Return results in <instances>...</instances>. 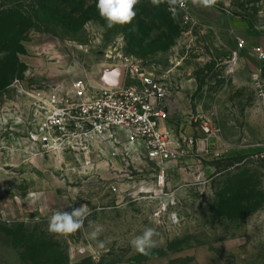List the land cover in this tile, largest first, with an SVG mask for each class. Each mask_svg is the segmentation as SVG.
Instances as JSON below:
<instances>
[{
  "label": "rangeland",
  "instance_id": "1",
  "mask_svg": "<svg viewBox=\"0 0 264 264\" xmlns=\"http://www.w3.org/2000/svg\"><path fill=\"white\" fill-rule=\"evenodd\" d=\"M188 1L202 25L192 31L163 3L159 20L140 0L131 24L108 28L97 0H0V264H264V115L253 82L264 0ZM125 60L163 79L169 126L194 141L163 175L145 160L34 157L21 126L15 141L2 126L14 83L99 88ZM199 117L216 118L219 134H205ZM25 161L36 166L23 170ZM70 202L87 204L82 228L49 232L53 207ZM146 228L156 246L142 255L130 241Z\"/></svg>",
  "mask_w": 264,
  "mask_h": 264
},
{
  "label": "built area",
  "instance_id": "2",
  "mask_svg": "<svg viewBox=\"0 0 264 264\" xmlns=\"http://www.w3.org/2000/svg\"><path fill=\"white\" fill-rule=\"evenodd\" d=\"M170 19L192 31L202 25L193 15L188 0L177 8L176 19L163 3ZM238 47L243 49V43ZM260 67L253 75L254 102L264 115V51L253 50ZM124 77L119 87L95 88L82 81L68 87L62 83L25 88L14 83V106L2 126L12 136L13 126L22 127L24 152L44 159L82 156L86 165L94 155L113 165L128 166L131 159L153 164L163 175L169 165L187 155L194 141L178 137L168 127L169 93L163 79L144 71L130 60L122 64ZM205 134L213 120L199 117ZM213 121V122H212ZM62 163V162H59Z\"/></svg>",
  "mask_w": 264,
  "mask_h": 264
},
{
  "label": "clouds",
  "instance_id": "3",
  "mask_svg": "<svg viewBox=\"0 0 264 264\" xmlns=\"http://www.w3.org/2000/svg\"><path fill=\"white\" fill-rule=\"evenodd\" d=\"M140 0H97L96 8L99 16L107 23L108 28L115 25L131 24L136 16L135 6L139 4ZM169 5V11L172 13L173 19H176L177 8L185 6V0H151L155 6L161 3ZM194 5L203 8H212L217 4V0H192ZM136 31L135 27L132 29ZM89 214L87 204H83L78 208H74L71 212L56 211L49 220L48 230L51 233L59 235H68L75 233L82 228L84 219ZM99 229L94 231L91 235L95 238L98 235ZM156 232L153 228H146L141 235L133 238L130 243L132 248L142 254L148 255L149 251L156 246V241L153 237ZM103 247V244H100Z\"/></svg>",
  "mask_w": 264,
  "mask_h": 264
},
{
  "label": "water",
  "instance_id": "4",
  "mask_svg": "<svg viewBox=\"0 0 264 264\" xmlns=\"http://www.w3.org/2000/svg\"><path fill=\"white\" fill-rule=\"evenodd\" d=\"M258 46L264 51V36L258 39ZM124 70L121 68L114 69L104 74L101 85L104 87H119L122 84Z\"/></svg>",
  "mask_w": 264,
  "mask_h": 264
},
{
  "label": "crops",
  "instance_id": "5",
  "mask_svg": "<svg viewBox=\"0 0 264 264\" xmlns=\"http://www.w3.org/2000/svg\"><path fill=\"white\" fill-rule=\"evenodd\" d=\"M260 67V64L259 62L257 61L256 64H254V69L257 70L258 68ZM169 126V123L163 125V127H168ZM170 128V126L168 127ZM171 129V128H170ZM7 140V139H6ZM9 142L7 140L6 142V145H8ZM26 153V152H25ZM24 158H27V157H24ZM115 165V163H113ZM117 164V163H116ZM58 165L61 166V163H59ZM34 166H36L35 164H32V163H29V161H25V162H21V168L23 170H27L29 171L30 169H34ZM45 166H48V167H51V165L49 166V164L45 165ZM66 166V164H65ZM52 167L55 168V165H52ZM59 168H62V167H59ZM28 177H29V174H28ZM26 180V182L29 180L27 177L24 178ZM29 191V190H28ZM30 197V196H29ZM31 199H28L27 201H30ZM74 209V207L72 208V203L70 202L69 203V206L68 207H65L63 208V211H68V212H71L72 210ZM56 211H62V209L60 207H53V213L51 215H53ZM30 212V211H29Z\"/></svg>",
  "mask_w": 264,
  "mask_h": 264
},
{
  "label": "trees",
  "instance_id": "6",
  "mask_svg": "<svg viewBox=\"0 0 264 264\" xmlns=\"http://www.w3.org/2000/svg\"><path fill=\"white\" fill-rule=\"evenodd\" d=\"M144 1H146V6L148 7V11H149V13L150 14H152L154 17H157L158 18V20H159V17H160V15L161 16H163L162 14L163 13H161L160 11H158L157 10V7H155L151 2H149V1H147V0H144ZM17 10L18 11H20V7H15V8H8V9H6V12H10V13H16L17 12ZM8 12V13H9ZM18 13V12H17ZM159 14V15H158ZM20 16H22L23 17V15H20ZM168 17H169V15H167ZM170 18V17H169ZM24 19V18H23ZM156 19V18H155ZM162 19H163V17H162ZM161 19V20H162Z\"/></svg>",
  "mask_w": 264,
  "mask_h": 264
}]
</instances>
